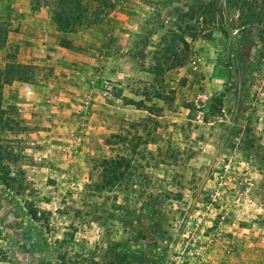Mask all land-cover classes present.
<instances>
[{
    "label": "rangeland",
    "instance_id": "obj_1",
    "mask_svg": "<svg viewBox=\"0 0 264 264\" xmlns=\"http://www.w3.org/2000/svg\"><path fill=\"white\" fill-rule=\"evenodd\" d=\"M49 1L0 0V144L44 212L29 252L0 187V264H264V0H118L71 33ZM120 156L167 196L161 227L98 189Z\"/></svg>",
    "mask_w": 264,
    "mask_h": 264
},
{
    "label": "trees",
    "instance_id": "obj_2",
    "mask_svg": "<svg viewBox=\"0 0 264 264\" xmlns=\"http://www.w3.org/2000/svg\"><path fill=\"white\" fill-rule=\"evenodd\" d=\"M118 0H50L45 5L51 6L52 22L59 32L71 33L82 25H91L102 22L113 10ZM37 2V1H36ZM39 3V1H38ZM61 43H66L61 41ZM14 68L17 72L25 68L18 64H7L6 70ZM4 82L9 83L7 78ZM227 93L219 94L211 103L210 109L205 119L218 116L223 105V99ZM127 104L140 105V102H133L123 98ZM3 114L0 110V116ZM8 126H4L1 131H6ZM4 153V154H3ZM18 157L9 148L7 150L0 144V187L6 196L19 209L21 216L28 222L29 231L32 236L27 238L29 252L39 251V234L42 233L41 220L44 212H39L34 202L23 198L26 191L25 186L19 181L11 170L10 165L17 161ZM130 162L125 156H120L114 160L105 162L106 167L100 173L98 189H105L113 192V201L116 204V220L125 228L135 229L133 224L141 221V215L152 219L151 225L156 224L161 227L160 222L164 219V203L167 196L164 192H159L155 187L156 183L148 174H132L130 172ZM18 174L22 172L17 170ZM129 180V187L125 182ZM117 185L118 190H113ZM20 199V200H19ZM141 230L140 228L139 233ZM46 243V240L43 242ZM121 247V244H118ZM126 253L123 251V260H126Z\"/></svg>",
    "mask_w": 264,
    "mask_h": 264
}]
</instances>
